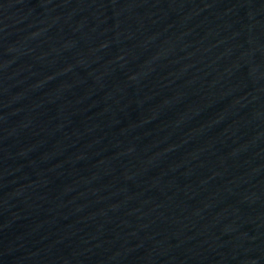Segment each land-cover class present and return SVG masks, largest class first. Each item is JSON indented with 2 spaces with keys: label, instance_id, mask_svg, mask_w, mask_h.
I'll list each match as a JSON object with an SVG mask.
<instances>
[{
  "label": "water",
  "instance_id": "water-1",
  "mask_svg": "<svg viewBox=\"0 0 264 264\" xmlns=\"http://www.w3.org/2000/svg\"><path fill=\"white\" fill-rule=\"evenodd\" d=\"M0 264H264V0H0Z\"/></svg>",
  "mask_w": 264,
  "mask_h": 264
}]
</instances>
